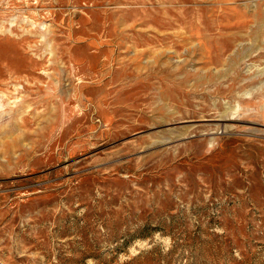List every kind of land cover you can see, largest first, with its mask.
<instances>
[{
	"label": "rangeland",
	"instance_id": "obj_1",
	"mask_svg": "<svg viewBox=\"0 0 264 264\" xmlns=\"http://www.w3.org/2000/svg\"><path fill=\"white\" fill-rule=\"evenodd\" d=\"M0 264H264V0H0Z\"/></svg>",
	"mask_w": 264,
	"mask_h": 264
}]
</instances>
